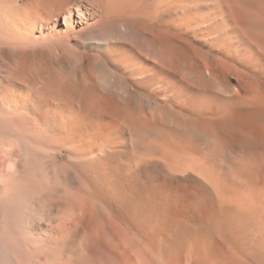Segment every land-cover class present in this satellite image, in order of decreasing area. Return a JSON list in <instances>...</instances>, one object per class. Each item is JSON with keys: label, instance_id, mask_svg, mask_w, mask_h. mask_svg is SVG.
Wrapping results in <instances>:
<instances>
[{"label": "bare ground", "instance_id": "obj_1", "mask_svg": "<svg viewBox=\"0 0 264 264\" xmlns=\"http://www.w3.org/2000/svg\"><path fill=\"white\" fill-rule=\"evenodd\" d=\"M0 53V264H264V0H0Z\"/></svg>", "mask_w": 264, "mask_h": 264}, {"label": "rangeland", "instance_id": "obj_2", "mask_svg": "<svg viewBox=\"0 0 264 264\" xmlns=\"http://www.w3.org/2000/svg\"><path fill=\"white\" fill-rule=\"evenodd\" d=\"M0 58H1V53H0ZM88 71H89V75L96 81V80H99L104 74L103 73H106V72H108L106 69H101V70H99V71H101V72H99V71H96V70H92V68H88ZM29 87H30V85H29ZM28 90H30V88H27ZM26 89V90H27ZM24 91L26 94H27V91Z\"/></svg>", "mask_w": 264, "mask_h": 264}]
</instances>
